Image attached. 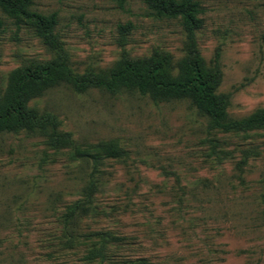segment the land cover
I'll list each match as a JSON object with an SVG mask.
<instances>
[{
    "label": "rangeland",
    "instance_id": "374dc122",
    "mask_svg": "<svg viewBox=\"0 0 264 264\" xmlns=\"http://www.w3.org/2000/svg\"><path fill=\"white\" fill-rule=\"evenodd\" d=\"M196 1L191 35L144 0H33L55 15L52 45L0 9V101L17 74L51 61L79 76L158 64L177 78L198 57L230 117L264 110V0ZM27 106L103 159L0 134V264H264V128L224 133L189 99L68 84ZM109 144L121 155L105 157Z\"/></svg>",
    "mask_w": 264,
    "mask_h": 264
},
{
    "label": "trees",
    "instance_id": "16d2710c",
    "mask_svg": "<svg viewBox=\"0 0 264 264\" xmlns=\"http://www.w3.org/2000/svg\"><path fill=\"white\" fill-rule=\"evenodd\" d=\"M32 1L0 0V9L17 20L23 18L33 22L44 42L52 45L55 15L48 17L31 10ZM144 2L151 16L179 18L184 29L191 35L201 25L198 15L203 9L196 0ZM216 82L214 74L203 68L198 57L187 72L177 78L162 72L158 64L124 62L108 72L79 76L64 61H51L27 68L13 78L0 101V134L22 130L47 138L56 148H72L76 159L89 156L94 162L103 159L101 153L88 154L77 148L68 134L59 131L57 120L52 114L39 113L27 106L30 100L60 84H68L78 93L90 89L108 93L127 90L149 96L153 100L189 99L199 113L209 118L212 129L224 133L264 128V110H258L244 118L230 117L226 109V97L216 94ZM103 150L107 158L121 155L111 144ZM89 188L94 189L93 182L89 184Z\"/></svg>",
    "mask_w": 264,
    "mask_h": 264
}]
</instances>
